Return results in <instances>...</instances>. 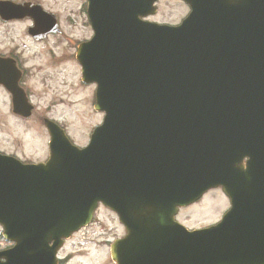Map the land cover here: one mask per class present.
I'll return each instance as SVG.
<instances>
[{
    "label": "water",
    "instance_id": "obj_1",
    "mask_svg": "<svg viewBox=\"0 0 264 264\" xmlns=\"http://www.w3.org/2000/svg\"><path fill=\"white\" fill-rule=\"evenodd\" d=\"M155 2L88 0L95 35L77 59L105 116L85 148L49 122L46 163L0 153L8 264H58L100 202L126 228L116 264H264V0H187L177 27L142 20ZM219 186L231 203L219 223L175 220Z\"/></svg>",
    "mask_w": 264,
    "mask_h": 264
},
{
    "label": "rangeland",
    "instance_id": "obj_2",
    "mask_svg": "<svg viewBox=\"0 0 264 264\" xmlns=\"http://www.w3.org/2000/svg\"><path fill=\"white\" fill-rule=\"evenodd\" d=\"M45 6L54 11L62 22L64 32L70 31L71 36L78 39L89 36L88 28L84 25L85 17L82 12L81 0H40ZM166 0H159L157 15L152 17L155 21H176L180 17V11L173 12L165 7ZM71 26V27H70ZM12 34L19 36V42L23 29L17 26L11 29ZM62 42L59 44V41ZM57 45L52 47V45ZM59 44V45H58ZM53 48L57 61L54 66H47V71L54 74L53 88L50 97L57 105L53 109V116L62 119L63 126L70 138L79 146L87 143L89 135L101 121V115L93 109L94 88L86 87L80 80V67L70 54L75 50L73 44L67 45L62 37L51 38L45 43L28 46L26 51L39 53L41 62L52 58L46 52ZM53 59V58H52ZM42 106L43 100L38 99ZM62 101V102H61ZM5 98L0 92V150L16 152L26 159H37L43 152V135L37 121L24 123L14 120L7 114ZM221 189L208 191L201 200L180 210L177 218L189 228H203L218 222L222 215L229 209V201L225 200ZM227 205V206H226ZM198 226V227H197ZM73 247L76 249L66 255L60 264H67V260L73 257H84L100 264H113L110 257V244L123 235L124 230L117 216L109 209L99 205L92 224L87 230L78 232ZM100 237H104L103 240ZM112 237L113 239H108ZM1 248L10 243L0 241Z\"/></svg>",
    "mask_w": 264,
    "mask_h": 264
},
{
    "label": "flooded vegetation",
    "instance_id": "obj_3",
    "mask_svg": "<svg viewBox=\"0 0 264 264\" xmlns=\"http://www.w3.org/2000/svg\"><path fill=\"white\" fill-rule=\"evenodd\" d=\"M12 1L20 5L24 9L21 12L13 13L9 16H3L0 13V92L5 98V103L8 108L7 114L14 120L29 123L37 121L41 127L43 135V152L42 156L37 159H25L16 152H6L13 156H19L25 161L45 162L49 156V133L46 129L47 121H54L60 126L63 120L54 117L52 112L56 107V103L51 100L50 94L53 92L51 87L54 80V74L49 73L47 68L57 61V56L53 48H48L46 52L53 58L46 59L41 62L39 53L32 52L28 56H24V52L28 46L45 43L51 38L56 39L60 36L67 45L75 48L70 54V59L76 61V51L80 43L88 41L93 36V30L88 18V7L85 0L82 2V12L85 17V26L88 28L89 36L87 38L78 39L71 36L70 31L64 32L62 22L58 15L47 8L40 0H0ZM165 7L173 12L180 11L181 15L178 18L181 23L189 14L190 8L183 0H166ZM43 21H38L35 18L41 17ZM56 18V19H55ZM165 24L177 25L175 21H161ZM21 26L23 29L22 41L19 42V36L13 35L11 29ZM71 27V26H70ZM31 41L29 45L28 42ZM59 44L62 42L58 40ZM58 44V45H59ZM29 64L30 67L25 68L24 65ZM48 66V67H47ZM54 95V92L53 94ZM43 100L42 106L40 101ZM62 102V101H61Z\"/></svg>",
    "mask_w": 264,
    "mask_h": 264
},
{
    "label": "clouds",
    "instance_id": "obj_4",
    "mask_svg": "<svg viewBox=\"0 0 264 264\" xmlns=\"http://www.w3.org/2000/svg\"><path fill=\"white\" fill-rule=\"evenodd\" d=\"M15 2V0H14ZM139 18V17H138ZM175 23H179V21H175ZM28 44H31V41L28 42ZM30 54V51H25L24 56H28ZM25 68L30 67L29 64L24 65ZM249 164H243L240 165L245 171L248 169ZM225 200H227V197H225ZM227 206V205H226ZM198 227V226H197ZM79 235V233H76L72 235L69 239L63 242L62 246L59 248V250L55 253V259L57 261L64 260L66 255L70 252L75 251L76 249L73 247L74 243H78L76 241V236ZM101 240L104 239V237H100ZM108 239H113L112 237H109ZM14 247V245H12ZM0 264H8V258L5 256H0ZM67 264H100L98 261H91L84 257H73L72 259L67 260Z\"/></svg>",
    "mask_w": 264,
    "mask_h": 264
}]
</instances>
